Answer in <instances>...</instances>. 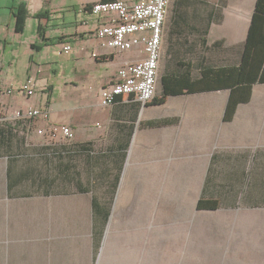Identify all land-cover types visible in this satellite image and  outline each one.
<instances>
[{"label": "crops", "instance_id": "crops-1", "mask_svg": "<svg viewBox=\"0 0 264 264\" xmlns=\"http://www.w3.org/2000/svg\"><path fill=\"white\" fill-rule=\"evenodd\" d=\"M94 1L82 0L83 14ZM256 3L170 0L161 79L175 88L173 79L241 64ZM14 11L0 17V87L34 75L37 91L0 93V264H264V83L253 84L231 120L229 89H184L163 104L124 95L103 106L102 87L137 49L101 48L103 17L60 24L40 16L43 28L15 73L11 32L24 29L15 30ZM66 43L70 63L43 58ZM111 63L114 71L103 72ZM68 65L54 97L52 73ZM30 107L49 117L16 116ZM202 198L216 206L199 208Z\"/></svg>", "mask_w": 264, "mask_h": 264}, {"label": "built area", "instance_id": "built-area-1", "mask_svg": "<svg viewBox=\"0 0 264 264\" xmlns=\"http://www.w3.org/2000/svg\"><path fill=\"white\" fill-rule=\"evenodd\" d=\"M170 0H97L86 9L91 15L105 17V22L95 30V36L103 49L111 54H120L128 50L138 51L135 58H127L119 66L114 78L102 87L100 102L103 106L113 105L119 97L133 95L144 105L152 101L157 91L159 63L163 46L162 32L168 15ZM87 24L86 20H81ZM70 44H63L60 51L71 52ZM101 57L106 53H92ZM36 90V78L30 75L21 85L11 84L0 93H21L32 95ZM18 118L34 119L49 117V110L30 107L25 111H16ZM53 131L61 130L65 137H74L70 126L52 124ZM43 134L44 130L39 129Z\"/></svg>", "mask_w": 264, "mask_h": 264}, {"label": "trees", "instance_id": "trees-1", "mask_svg": "<svg viewBox=\"0 0 264 264\" xmlns=\"http://www.w3.org/2000/svg\"><path fill=\"white\" fill-rule=\"evenodd\" d=\"M28 12L29 10L24 4L19 5L17 10L13 12L16 18V31L22 32L25 28ZM36 16L40 17L41 14L38 13ZM44 39L48 41L47 37ZM33 47H35V43ZM160 79L159 74L157 91L153 98L155 103L160 104L165 102L168 95L181 93L184 89L192 93L216 89L231 90V96L229 97L225 113V120H231L238 104L247 102L251 97L253 84L264 83V0H258V3H256L255 15L252 19L250 34H248L241 64L228 65L225 68L221 67L218 69H205L203 77L194 81L179 82L177 79H173L175 88H171L170 79L164 77L161 79L163 85V92L161 94L158 93ZM215 206V201L202 198L199 202V208L209 209Z\"/></svg>", "mask_w": 264, "mask_h": 264}, {"label": "rangeland", "instance_id": "rangeland-1", "mask_svg": "<svg viewBox=\"0 0 264 264\" xmlns=\"http://www.w3.org/2000/svg\"><path fill=\"white\" fill-rule=\"evenodd\" d=\"M97 1V0H96ZM30 2L31 8L35 11L33 15H27L26 18V28H24L23 33H15L13 30L11 32V37H14L11 45L15 47V51L13 52L16 55V62L14 66V72H20L22 70V66L24 65V62L27 60L28 56H26L25 52L28 53L30 51V43L31 40L35 39L37 34L39 35V32L42 30L43 25H41L42 20L40 21L39 16H36V14L40 13L43 18L45 16H49L52 14V16L55 17L52 23L59 22L61 24L62 18H65L69 20L71 23L73 22H79L82 19L86 20L88 19V23L93 20L94 15H86L83 14L80 6L82 3V0H0V17L4 15V17H7L10 15V13L14 10H17L16 6L19 5H28ZM16 7V8H15ZM58 17V18H57ZM96 17V16H95ZM42 18V19H43ZM105 18V17H103ZM54 28L49 27L48 33H51V35H56L57 30H54ZM54 52H44L43 58H51L53 61V64L59 65L61 68L66 63H70L68 60L69 55L66 52H61L60 48L53 47ZM53 50V49H52ZM7 53H9L7 51ZM114 64H104L101 65V68L103 72H112L114 71ZM70 65V64H69ZM64 67L65 71L63 72L62 69L59 67L58 72L52 73V82L55 85V90L53 92L54 97H58L62 93V89L64 88V76L66 73H68V67ZM8 68V66H6ZM62 82V83H61ZM89 86V89L91 92H93V89Z\"/></svg>", "mask_w": 264, "mask_h": 264}]
</instances>
